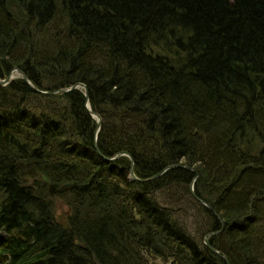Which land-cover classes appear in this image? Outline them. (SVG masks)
I'll return each mask as SVG.
<instances>
[{
  "label": "trees",
  "instance_id": "obj_1",
  "mask_svg": "<svg viewBox=\"0 0 264 264\" xmlns=\"http://www.w3.org/2000/svg\"><path fill=\"white\" fill-rule=\"evenodd\" d=\"M13 68L88 96L0 84V264H264V0H0Z\"/></svg>",
  "mask_w": 264,
  "mask_h": 264
},
{
  "label": "water",
  "instance_id": "obj_2",
  "mask_svg": "<svg viewBox=\"0 0 264 264\" xmlns=\"http://www.w3.org/2000/svg\"><path fill=\"white\" fill-rule=\"evenodd\" d=\"M14 71H16L18 74H20L21 77H22L24 80H26L27 83H28V84H29L34 90H37V91H39V92H43V93L66 92V91L71 90V89H73V88H76V87H78V86H82V87H84V91H85L86 98H87V96H88V95H87V88H86V86H85L83 83H80V82L74 83V84L70 85L69 87H59V88L51 89V90H42V89H39V88H37L36 86H34V85L30 82V80L27 78V76H26L24 73H22L18 68H13L12 70L9 71V73H8L5 77L0 78V84H6V83H8V82L14 77ZM87 105H88V104H87ZM87 105H86V107L88 108V110L90 111V113H91L92 115H94V116L97 117V125H96V129H95V133H94V134H95V139H96L97 131H98V129H99V127H100V123H101V117H100V115H99L98 113L92 111ZM94 147H95L96 149H98L96 143H94ZM120 154H126V155H128V156L130 157V160H131V162H130V167H129V176H130V178H132L133 180H140V181H144V180L148 179V178H138V177L135 175L134 170H133V159H132V156H131L130 153H127L126 151H121V152L118 153V155H120ZM175 166H182V167H185V168L190 167V166L187 165V164H184V165H183V164H179V163H171V164H167V165L164 166L162 169H160L157 173H155V174L153 175V177H154V176H158V175H160L161 173H163L165 170H167L168 168H170V167H175ZM190 168H191V170H192L193 172H195V174H197V173H196V170H194V168H192V167H190ZM44 178L47 180L46 177H44ZM195 178H196V175L192 178V180H191L190 183H189V190H190L191 195H192L194 198H197V196H196V194H195V192H194ZM68 184H69V182H65V183H63V186H67ZM200 201H201L206 207H208L209 209H211L212 212L214 213V215H215V216L221 221V223H222V224H221V228H222V227L224 226V221H223L222 217H221V216H220V215L214 210V208H213L212 205H210V204L207 203L206 201H203V200H200ZM221 228H220V229H217V230L209 231V232L207 233V235L204 237V242L206 243V245H207L212 251H214V252H216V253H219V254L222 256V258L224 259V261L226 262V264H230V262H229V260H228V257H227L224 253L222 254L221 251H220L219 249H217L216 247H214V246L210 243L209 238H208V236H210L211 234H215V233H217L218 231H220ZM77 244L80 245V242L77 241Z\"/></svg>",
  "mask_w": 264,
  "mask_h": 264
},
{
  "label": "rangeland",
  "instance_id": "obj_3",
  "mask_svg": "<svg viewBox=\"0 0 264 264\" xmlns=\"http://www.w3.org/2000/svg\"><path fill=\"white\" fill-rule=\"evenodd\" d=\"M20 74H18L16 71H14V77H17V76H19ZM21 76V75H20ZM2 78V77H1ZM78 87H82V86H78ZM88 104V105H87ZM86 105L89 107V103H88V101L86 102ZM92 115V114H91ZM93 117H95L96 119H97V117L96 116H94V115H92ZM101 124V123H100ZM96 125H97V123H96ZM96 129V128H95ZM94 133H95V131H94ZM127 152V151H126ZM127 153H129V152H127ZM197 176V175H196ZM130 177V176H129ZM129 179H132V178H129ZM60 204V205H59ZM66 205L65 204H63V203H60L59 201H58V204H57V207L55 208L56 209V212H57V215L60 217V213H62L63 211H65L66 210ZM4 231L2 230V231H0V236H4ZM156 261V263L157 264H165L163 261H161L160 259H156L155 260Z\"/></svg>",
  "mask_w": 264,
  "mask_h": 264
},
{
  "label": "bare ground",
  "instance_id": "obj_4",
  "mask_svg": "<svg viewBox=\"0 0 264 264\" xmlns=\"http://www.w3.org/2000/svg\"><path fill=\"white\" fill-rule=\"evenodd\" d=\"M76 88H78V87H76ZM73 89H75V88H73ZM80 89V88H79ZM72 90V89H71ZM69 91V90H68ZM67 92V91H66ZM60 93H63V92H60ZM90 108V107H89ZM100 128V127H99ZM99 130V129H98ZM126 155V154H125ZM175 167H178V166H175ZM195 170V169H194ZM197 175V174H196ZM196 179V178H195Z\"/></svg>",
  "mask_w": 264,
  "mask_h": 264
}]
</instances>
